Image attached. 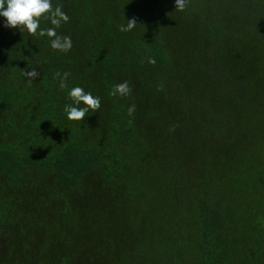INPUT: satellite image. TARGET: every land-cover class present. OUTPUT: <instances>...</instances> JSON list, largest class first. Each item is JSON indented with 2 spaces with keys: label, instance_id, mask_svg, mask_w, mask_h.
I'll return each mask as SVG.
<instances>
[{
  "label": "trees",
  "instance_id": "1",
  "mask_svg": "<svg viewBox=\"0 0 264 264\" xmlns=\"http://www.w3.org/2000/svg\"><path fill=\"white\" fill-rule=\"evenodd\" d=\"M52 3L69 52L0 27V264H264V0Z\"/></svg>",
  "mask_w": 264,
  "mask_h": 264
},
{
  "label": "clouds",
  "instance_id": "2",
  "mask_svg": "<svg viewBox=\"0 0 264 264\" xmlns=\"http://www.w3.org/2000/svg\"><path fill=\"white\" fill-rule=\"evenodd\" d=\"M187 4L188 0H174L176 11H183ZM0 18H2L0 27L18 29L19 32H25L30 36L46 38L53 51L66 53L72 49L71 36L61 35L57 32L62 24L69 22V15L60 6L53 7L52 0H0ZM42 19L48 21L51 26L42 27ZM136 25V21L130 19L126 23L120 24L117 30L121 33H128L133 31ZM147 63L155 64L156 60L153 57H148ZM38 75L39 73L35 69L23 72V76L29 84ZM68 76L67 72L62 75L57 73L60 88L67 87L65 82ZM108 94L115 97H129L131 88L128 81L113 85ZM67 99L71 101L63 106V113L67 121L82 122L90 110L95 112L101 107V98L94 96L91 91H85L81 86H73L68 89ZM135 111V104H130L126 114L128 117H133ZM78 126L81 127V124Z\"/></svg>",
  "mask_w": 264,
  "mask_h": 264
}]
</instances>
